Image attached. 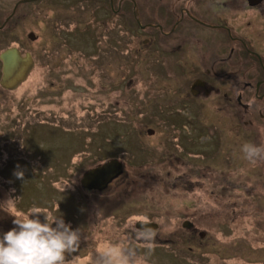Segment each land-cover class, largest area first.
<instances>
[{
  "label": "rangeland",
  "instance_id": "374dc122",
  "mask_svg": "<svg viewBox=\"0 0 264 264\" xmlns=\"http://www.w3.org/2000/svg\"><path fill=\"white\" fill-rule=\"evenodd\" d=\"M38 1L18 4L17 15L11 19L10 27L0 30L4 32L0 36V50L11 43L20 48L23 54L29 52L34 58L30 71L21 78L20 83L10 90H5L0 85V168L13 144L21 149L18 150V157L23 160L16 163L14 161L10 169L0 171V238L17 227L13 223L16 217L12 214L23 216L31 208L38 207L49 214L50 218L61 217L72 229L79 230V250L66 254L67 260L77 257L75 264H264V174L258 169L264 158H256L255 163L247 160V191L242 182L236 183L235 188L230 191L222 190L210 180L199 182L197 175L186 177V183L176 180L180 172L169 165L170 156L161 154V145L157 140L163 139L168 149L173 150L174 138L188 135L192 130L187 125L183 126L176 114L171 116L163 113L158 118L164 126L165 136H158L160 130L155 137L147 135L143 138L138 133L137 121L147 124V118L149 120L150 117L137 121L136 117H126V108H123L126 105L125 96L117 94L115 88L113 98L111 95L108 99L113 104L102 101L103 95L97 94L99 106H96L100 113L108 105L112 108L115 100L119 101V105L111 109L109 119L101 118L97 124L93 120L94 101L91 100L89 86L93 80L89 78L88 67L92 60L88 54L91 50L87 49V34L84 31L86 24L87 28L92 27L91 23L98 24L93 18L96 16L92 4L88 0H68L70 6L66 8L60 6L67 3L66 0ZM18 2L21 0H0V27ZM74 5L84 9L72 7ZM98 15L103 16L101 10ZM246 20L247 16L236 19V27L241 33L246 28ZM100 28L98 34L91 31L94 42L108 34L107 29L103 30L105 26ZM124 30L126 50L124 48L122 52L127 53L128 65L132 64L131 59H134V63L139 60L133 54L138 51L135 49V41L138 40L131 37L128 32L130 29L126 26ZM30 31L37 36L35 40L30 41L26 36ZM207 37L204 33V38ZM64 39L69 42L62 43L61 40ZM114 46L110 45V48ZM257 48L264 54V47ZM96 50L98 49H94L93 60L96 59L97 65L105 64L106 55L101 50ZM114 51L117 52V48ZM111 67L115 66L111 64ZM96 70L99 77L104 74L101 67ZM154 75V68L144 67L139 72L135 66L129 74L131 77L141 78L136 88L139 94L142 90L146 91L147 96L151 94L149 99L153 97V92L158 91L146 88ZM153 84L160 87L159 83ZM96 88L100 90L99 85ZM156 100L157 98L151 104L152 109H156ZM16 108L19 116L15 113ZM30 113L34 115L32 122L36 123H27L23 127V121H30ZM14 115L19 117V123L11 121ZM68 115L66 122L61 121L67 119ZM244 117L248 119L247 116ZM173 122L179 129L170 127ZM153 123L155 121L151 119L149 128L157 132V126ZM17 124L20 130L15 131ZM48 127H51L50 130H47ZM95 127L100 131V136L96 137L98 144L89 142ZM225 129V133L232 132V125L225 124ZM69 133L70 136L76 135L75 138L84 136L85 143L80 152L71 151L70 162L67 159L68 164L64 167L56 164V170L49 168L51 166L46 168L39 153L34 154L35 157L27 154V148L35 147L36 143L39 145L38 141L41 140L43 144L49 142L50 137H55L52 147L57 149L58 142L64 140L63 137ZM208 134L205 129L203 133L197 134L200 150ZM247 134L245 133L246 136ZM9 137L16 138V141L8 139ZM230 138L232 136L228 137L229 141ZM148 140L154 146V152L143 147V142ZM247 143L254 144V140L247 139ZM259 147H264V143L261 142ZM238 149L242 151V146L232 145L231 151L233 153V150ZM113 153L134 165L141 163L142 168L150 169L155 178L149 181L148 187L147 183L141 185V181L137 185L127 183L121 189H116L110 199L98 201L95 195L91 196L83 190L84 185L80 184V180H85L82 179L83 172L90 171L103 158L100 163H104L107 160L105 156ZM183 153L185 159L195 156L189 150H184ZM33 158L35 159L32 160ZM30 160L32 163L29 165ZM207 161L200 160L203 164L197 165L195 170L213 178L216 175L213 168H217L219 163L210 166ZM238 164L231 168L235 181L242 180L243 168ZM32 167L35 171L32 170L29 175L26 170ZM18 171L23 172V179H18L15 175ZM8 173L11 175H7ZM217 192L220 195H216ZM9 201L14 203L8 206ZM39 219L45 222L43 214L39 215ZM140 219L157 223V228L150 234L144 233L135 226V222ZM186 219L194 222L195 231H205L206 236L200 238L198 232L193 234L191 230L184 229L182 224Z\"/></svg>",
  "mask_w": 264,
  "mask_h": 264
},
{
  "label": "flooded vegetation",
  "instance_id": "af4514ba",
  "mask_svg": "<svg viewBox=\"0 0 264 264\" xmlns=\"http://www.w3.org/2000/svg\"><path fill=\"white\" fill-rule=\"evenodd\" d=\"M30 1L39 2L38 0H21L20 3L18 2L13 10L7 14L0 30L10 27L11 19L17 15L18 4L29 3ZM66 1L67 3L60 6L68 8L70 2ZM88 2L92 4L96 16L93 18L98 22V24L91 23V28H87L86 24L84 28L87 34V49L91 50V53L88 54L92 58L91 65L88 67L91 70H89V78H93L90 82L91 85H89L91 100L94 101L92 103L93 120H96L97 123L101 118L109 119L108 115L111 114V109H115V105H119V101L115 100L112 108L108 105L105 110H101V113L100 111L97 112L96 105L99 106L97 94L103 95L101 96L103 97L101 98L102 101L113 104L112 101H108L115 91L113 88L116 89L117 94H124L123 96H125L126 105L123 108H126L124 113L126 117H136L135 121L146 116L150 117L149 120L147 118V124H141L140 121H137L138 133L143 138L147 135L155 137L160 130L158 136H165L164 126L158 117L163 113L171 116L176 114L183 126L187 125L192 130L191 133L183 135L181 138L175 137L173 150L168 149L169 147L163 139L157 140V143L161 145V154L165 157L170 156L169 165L180 172L176 180L186 183V177L197 175L199 182H204L206 179L210 180L214 186H219L222 190L230 191V189L235 188L236 183L242 182V186L247 191L249 188V184H247L249 178L246 168L247 160L239 149L233 150V153L231 150L232 145L243 146L247 143V139L254 140V145L258 147L261 142L264 143V54L257 48V46L264 47V0H88ZM72 7L84 9L77 5ZM99 10L102 11L103 16L98 15ZM214 14L215 16H212ZM243 16H247V20L245 21L246 28L241 33L240 29L236 27V19ZM104 26L105 29L103 30L107 29L108 34L103 35L105 38L94 42L91 38L94 34L91 31L98 34L99 30L101 31L100 27L103 28ZM125 26L130 29L128 32L131 37L138 40L135 41L137 46L135 49L138 51H134L133 54L139 60L134 63V59H131L132 64L128 63V65L127 53L122 52L124 48L126 50ZM1 31L0 36L4 34ZM30 32L33 33L32 38L28 36ZM30 32L26 36L30 41L35 40L37 36L33 31ZM204 33L208 35L207 38H204ZM87 38L89 39L87 40ZM61 41L64 44L69 42L68 39ZM110 45L115 46L110 48ZM10 47L17 48L19 56L24 57L28 54L30 61L26 71L19 77L20 79H17L18 72L11 76L9 85L5 86L0 82L5 90H10L11 87L20 83L21 78L30 71L34 59L31 53L23 54L20 48L11 43L8 47L1 49L0 54ZM115 47L117 52L114 51ZM95 48L98 49L97 52L101 50L106 55L105 64L97 65L96 59L93 60ZM97 55L99 58L101 57L100 54ZM2 63L1 60L0 80L3 76ZM111 64L115 67L112 68ZM95 66L101 67V71L104 72L101 77L96 73L97 67ZM134 66L135 68L138 67L139 72L144 67L146 69L154 68L155 75L146 85L147 89L158 90L156 93L153 92L151 99H149L151 94L147 96L144 90L139 94L136 88L141 78L129 76ZM256 74H260V76ZM153 83H159L160 87ZM98 85L100 90L96 88ZM140 87L143 89L142 86ZM153 98H157L156 109L151 107ZM160 100L162 103H159ZM15 110L18 115L19 111L17 108ZM29 115L31 119L28 122L23 121V127L27 123L31 125L36 123L32 122L34 115L31 113ZM244 116H247L248 119H245ZM68 119L69 115L67 119H61V121L66 122ZM151 119L155 121L153 124L157 126V132L155 129L149 128ZM12 120L19 123V117L16 115L12 117ZM107 121L110 122V120ZM225 124L232 125V132L225 133ZM114 126L116 127V125ZM170 127L179 129L175 122L171 123ZM19 128V124H17L15 131L20 130ZM50 128L48 127L47 130ZM203 129L208 130L209 134L200 150L197 134L203 133ZM147 130L151 131L148 132ZM71 133L64 137L61 135L64 140L58 142L57 149L52 147L54 144L52 141L55 137H50L49 142L46 141L44 144L42 140L38 141L40 146L37 143L35 147L29 145L27 154L32 157L39 153L40 158L46 163V168L51 166L49 168L56 170V164L59 167H64L70 162L71 151L80 152L85 143L84 136L81 138L79 135L75 138V133V136H70ZM99 133V128H93L89 142L98 144L96 137L100 136ZM245 133H248L247 136ZM229 136H232L230 141L228 140ZM8 139L16 141L14 137ZM143 144H145L143 147L154 152V146L149 140L144 141ZM44 145L46 148H43ZM9 150L10 156L8 153L6 154L5 162L0 171L5 168L10 169L14 161L15 163L16 161L23 162L21 157H18V150L21 151L19 146L13 144ZM184 150H189L195 156L191 159H185ZM132 156L135 159V156ZM211 156L213 157V164L211 163ZM106 158L107 160H115L113 171L118 174L116 173L113 178L104 183H102L104 179L100 177L80 180V184L84 185L83 190L91 196L95 195V199L98 201L105 198L110 199V196L116 193V189H121L127 183L137 185L138 181H141V185L147 183L146 186L148 187L149 181L155 178L150 169L142 168L141 163L134 165L124 157L114 153L105 156ZM205 159L208 160L210 166L219 163V165L216 164L219 170L216 167L213 168L216 174L213 178L207 177L202 171L195 170L197 165L203 164L200 160ZM36 160L38 161V159ZM135 161L137 162L136 159ZM28 162L29 165L32 163L31 160ZM100 162L90 169L93 170L94 167L101 164ZM238 163L243 168L241 171L242 180L235 181L231 174V168ZM224 166L225 169L222 168ZM235 166L237 167V165ZM258 169L264 174V162L260 163ZM32 170L35 171V168L32 167L26 171L30 175ZM9 173L7 175H11ZM3 174L6 175V173ZM187 184L191 186L190 182ZM216 195H220V192H217ZM186 229L191 230L193 234L198 232L200 238L206 236L205 231H195L194 222L191 220H189V227Z\"/></svg>",
  "mask_w": 264,
  "mask_h": 264
},
{
  "label": "clouds",
  "instance_id": "9594fccd",
  "mask_svg": "<svg viewBox=\"0 0 264 264\" xmlns=\"http://www.w3.org/2000/svg\"><path fill=\"white\" fill-rule=\"evenodd\" d=\"M244 158L255 163L256 158H264V147L251 143L242 146ZM23 179V172L15 173ZM14 203L9 201L8 206ZM43 214L45 222L39 215ZM17 226L0 238V264H75L77 257L66 259V254L75 253L80 246V232L66 224L61 217H51L41 208L33 207L28 214L16 216ZM35 216V218H31Z\"/></svg>",
  "mask_w": 264,
  "mask_h": 264
},
{
  "label": "water",
  "instance_id": "95a60500",
  "mask_svg": "<svg viewBox=\"0 0 264 264\" xmlns=\"http://www.w3.org/2000/svg\"><path fill=\"white\" fill-rule=\"evenodd\" d=\"M28 36L30 38L33 37V33L30 32L28 34ZM0 59L2 60V71H3V76L0 80V82L7 86L10 83L11 80V76L14 74H17V79H20L19 77H21V75L26 71L28 63L30 61V59H28V54H26V56L22 57L19 56V50L15 47H10L8 50H5L4 52H2L0 54ZM148 132H150L151 130H147ZM114 159L112 160H108L105 161L103 164H99L98 166L94 167L93 170H90L88 172H85L83 174L82 179H88V178H96V177H100L103 178L104 180L102 181V183L104 182H108L109 179L113 178L115 176V174L117 173L115 171L114 173ZM118 171H119V167H118ZM118 174V173H117ZM135 226L136 228H138L139 230H143L144 233L146 234H150L153 230H155L157 228V223L155 222H147L145 220H137L135 222ZM183 227L188 228L189 227V220H186L183 223ZM202 236V233H201Z\"/></svg>",
  "mask_w": 264,
  "mask_h": 264
}]
</instances>
